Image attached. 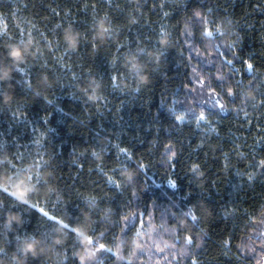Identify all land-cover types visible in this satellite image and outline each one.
I'll return each instance as SVG.
<instances>
[{
	"label": "trees",
	"instance_id": "obj_1",
	"mask_svg": "<svg viewBox=\"0 0 264 264\" xmlns=\"http://www.w3.org/2000/svg\"><path fill=\"white\" fill-rule=\"evenodd\" d=\"M5 29L0 181L12 159L27 202L0 192V264H264V0H0Z\"/></svg>",
	"mask_w": 264,
	"mask_h": 264
},
{
	"label": "snow or ice",
	"instance_id": "obj_2",
	"mask_svg": "<svg viewBox=\"0 0 264 264\" xmlns=\"http://www.w3.org/2000/svg\"><path fill=\"white\" fill-rule=\"evenodd\" d=\"M164 15L167 16L168 13H165ZM5 35H7V31H6V29H5V31L0 32V37H3V36H5ZM221 55L223 56L224 53H221ZM226 63L229 64V65H231V64H233V61H232V60H227ZM20 65H22V64H20ZM20 65H18V66L14 69V71H15V72H19V73H21V74H25V70H24V68L20 67ZM245 65H246V70H247V71H253L254 66H253L252 63H249L248 61H245ZM115 78H116V77H112L111 79L113 80V79H115ZM25 83H26V85H27V87H28V85H29L30 83H32V82H31L30 80H26ZM2 88H3V85H0V89H2ZM226 94H227L228 96H233V95H234V93H230V92H227ZM48 103L51 104L52 101H51V100H48ZM205 103H208V100H205ZM212 107H213V109L218 110V111H220V112H223V111H224L222 105H216V106H212ZM178 119L183 120V117H179ZM202 121L207 122V121H206V116H205L204 111L200 114L199 120H198L197 122L200 123V122H202ZM45 122H47V121H45ZM262 130H264V129H262ZM121 153H124V154L127 155V149H123V148H122V149H121ZM241 155H243V153H241ZM17 159H20V157H17ZM128 159H129V155H128ZM139 167H140V168H144V165L141 164V165H139ZM258 167H260V168H264V160H261V161L259 162ZM11 170H15L14 175H8V171H11ZM22 171H23V169H17V168H16V165L13 163V160H12V159L8 160V162H7V179H8V181H9L10 183H12L13 180H18V179H20L19 174H20V172H22ZM257 175H258V173H255V172L252 173V174L249 176V180H253V179H255V177H256ZM259 175H261L262 177H264V173H261V174H259ZM33 179H34V176H31V175H30V176L27 177V181H28L29 183H32ZM108 179H109V183L115 184V186H116V182H115L111 177H109ZM39 183H40V178H39L38 175H36V176H35V183H33V184H39ZM173 186H174V185H173ZM18 187H24V185L21 184V185H18ZM0 192L7 193V194H8L9 196H11V197H14V196H15V193H13L12 191H10V189H9L8 186H0ZM30 207H31V208H38V211L41 213V215H42L43 217H46L49 221H55V223H63V221L58 220L55 216H51V215H49V213H48L47 211H45V209H44L43 207H38L37 204H32V203H30ZM133 215H135V214H133V213H129L128 216L123 217V219H124L125 221H130V217H132ZM261 215L264 216V205H261ZM195 219H196L195 216H191V220H195ZM142 223H143V222H141V224H142ZM63 226H64L65 229L70 230L72 233H75L77 236H82V235H83V233L80 231L79 228H77V227H70V224H69V223H67V224H63ZM101 235H103V234H101ZM186 239H187V241H188L189 243L192 242V238H191L190 236H189V237H186ZM18 240H19V237L16 238V242H18ZM87 242H88L89 245H93V244H94V240H93V236H92V235H90V236L87 237ZM226 243H227V242H226ZM101 250H106V251L111 252V249H110V248H106V246H105L104 244H99V246H98V248H97V251H101ZM3 255H6V253L4 252V250H3L2 248H0V256H3ZM73 256L75 257V253H73ZM67 258H68V257H65V259H67ZM192 264H196V261L193 260V261H192Z\"/></svg>",
	"mask_w": 264,
	"mask_h": 264
},
{
	"label": "clouds",
	"instance_id": "obj_3",
	"mask_svg": "<svg viewBox=\"0 0 264 264\" xmlns=\"http://www.w3.org/2000/svg\"><path fill=\"white\" fill-rule=\"evenodd\" d=\"M101 34L106 33L108 31L107 27L104 25L103 22L99 25ZM67 41L71 48L75 49L77 47V37L75 35L69 34L67 36ZM28 43H31V38L29 39ZM27 45H25L24 49H19L18 46H9V53L8 55L13 61H21L23 59L24 52L26 51ZM92 100H95L97 97L95 95L90 97ZM10 182L7 178H3L2 181H0V186H7ZM13 193H15L16 198L25 201V192H21L18 190L17 186H13L12 190ZM27 191V190H25ZM27 202V201H25ZM36 241H33L30 245H26L22 252L25 256H27L29 253H31L33 256L37 255L36 252Z\"/></svg>",
	"mask_w": 264,
	"mask_h": 264
},
{
	"label": "rangeland",
	"instance_id": "obj_4",
	"mask_svg": "<svg viewBox=\"0 0 264 264\" xmlns=\"http://www.w3.org/2000/svg\"><path fill=\"white\" fill-rule=\"evenodd\" d=\"M207 94H209V92L207 93L206 91H205V88L203 87V85L201 84V83H199V86H198V89H197V93H196V95H197V103L201 106V107H208V106H212V104H210V101L211 100H208L209 98H208V95ZM208 98V99H207ZM205 100H208V103H205ZM179 117H183V120H181V119H179L180 121H186L188 118H187V116H186V114H185V112L183 111H181V112H179L178 111V118ZM200 117V116H199ZM199 117L197 118L198 120H199ZM201 123V122H200ZM202 123H205L204 121H202ZM97 250L96 249H94V248H90V249H88V252H90V253H94V252H96Z\"/></svg>",
	"mask_w": 264,
	"mask_h": 264
}]
</instances>
